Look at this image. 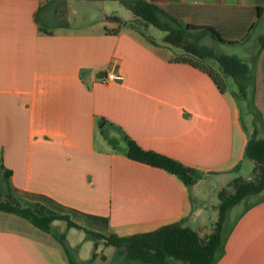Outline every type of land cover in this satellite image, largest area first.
I'll return each mask as SVG.
<instances>
[{
  "label": "crops",
  "instance_id": "0c3cea01",
  "mask_svg": "<svg viewBox=\"0 0 264 264\" xmlns=\"http://www.w3.org/2000/svg\"><path fill=\"white\" fill-rule=\"evenodd\" d=\"M87 1L0 0V163L12 172L11 185L107 219L106 235L180 221L204 227L208 210L218 214L219 204L210 206L207 197L218 198L245 164L248 137L236 100L206 73L178 62L164 37L154 38L155 45L138 28L109 20H132L115 14L122 0H90L96 16L76 23L77 5ZM146 1L182 26H212L227 41L247 39L241 48L256 42L258 48L264 37L258 29L264 0ZM101 72L120 79L104 82L106 74L96 77ZM255 102L264 119V48ZM102 119L143 149L202 171V179L187 186L112 150ZM242 206L216 264H264V197ZM23 220L0 213V264H69L52 234Z\"/></svg>",
  "mask_w": 264,
  "mask_h": 264
},
{
  "label": "trees",
  "instance_id": "16d2710c",
  "mask_svg": "<svg viewBox=\"0 0 264 264\" xmlns=\"http://www.w3.org/2000/svg\"><path fill=\"white\" fill-rule=\"evenodd\" d=\"M121 3L132 12L133 19L123 21L117 16H110L109 20L118 22L120 26L138 28L155 45L160 44L147 35L144 28L152 25L165 32L162 44L182 52L176 57L178 62L206 73L221 92H231L238 104L240 123L248 137L244 158L254 162L250 177L235 178L218 192V218L210 227L194 229L180 221L151 232L118 236L101 233V230L108 228L107 219L64 206L45 195L15 189L10 183L12 172L0 163V192L4 185L6 193L5 200L0 201V211L15 214L39 230L52 234L62 246L69 264L75 263L66 236L52 228L53 222L57 220L64 221L68 229L75 228L85 232L86 239L94 244L91 260L98 257L99 243L102 242L105 246L117 249V258L121 264H216L224 253L226 240L235 224L236 217L229 219L230 211L240 204L247 210L260 200L258 197L264 191V119L255 102L256 61L264 48V37H260L258 41L252 63H248L237 55L219 54L200 43L207 37L221 44L238 46L245 44L247 39L227 41L212 26H182L155 3L146 0H122ZM262 11L260 9V16ZM228 78L232 79L233 88ZM100 127L113 150L133 161L163 169L177 176L187 186L203 177L202 171L198 169L164 154L143 149L120 127L105 119L100 121ZM112 130L116 132V138H111Z\"/></svg>",
  "mask_w": 264,
  "mask_h": 264
},
{
  "label": "rangeland",
  "instance_id": "374dc122",
  "mask_svg": "<svg viewBox=\"0 0 264 264\" xmlns=\"http://www.w3.org/2000/svg\"><path fill=\"white\" fill-rule=\"evenodd\" d=\"M77 7H78V9H77L78 15L75 16L76 17V23H82L83 21H86V19L88 17L96 16V15H93L94 11H91L92 9L94 10L95 7H96L95 8L96 13L98 11L97 5L96 4L94 5L93 2L90 0L84 4L79 3L77 5ZM87 7H89V8H87ZM108 7L111 8L109 6V4H108ZM117 7H118L119 12L117 11L118 13H115V14H117L118 16H120L123 19H126V18L127 19H131V18L133 19V14L127 7L120 6V5ZM114 10L115 9L111 8L109 11L111 12V14H113ZM73 23H75V22L73 21ZM262 27H263V32H264V19L259 24L258 29L260 30V29H262ZM144 31L147 35H149V36H151L157 40H160V38H162L166 35L165 32L159 30L158 28H156L152 25L147 26L146 29L144 28ZM253 39H254V36H252L250 41H252ZM200 43L211 47L216 53H219V54L238 55V56L244 55L245 57H242V58H246V60H249L248 61L249 63L252 62V57H253L252 55L254 54V52L256 51V48H257V42L254 43L253 46H250L247 44V45H245L244 48H241V46H230L227 44H221V43H219L215 40H212L210 38H207V37L203 38L200 41ZM179 53H182L181 50L175 49L176 57H178V55H181ZM228 80L232 86L233 85L232 79L228 78ZM101 135L103 136L102 133H101ZM116 135L117 134L115 131L112 130L110 132L111 138H116L117 137ZM104 139H106V138L104 137ZM106 141H107V139H106ZM108 144L112 147V144H110L109 142H108ZM112 150H113V148H112ZM253 166H254V162L249 160V159H246L245 164L243 165V167L239 171V176L246 178L249 176V174L251 175ZM4 188H5V186L2 185L1 186L2 190L0 192V201L5 200L6 193H5ZM262 197H264V191L262 192V194L258 198H262ZM207 198H208L207 202L209 203L210 206H212L214 204V202H217V199H218L216 196L213 197V195H211V194ZM242 205L243 204L237 205L230 211L229 219H234L241 212V209L243 208ZM0 213H2V212H0ZM208 213H209V215L206 218L207 223H205V225H203L204 227L212 226V224L215 221H217V218H218L217 213L214 215V211L212 210V207H210V209L208 210ZM211 220H213V221H211ZM23 221L29 224V222H27L25 220H23ZM29 225H31V224H29ZM52 226L54 227V230H56L58 233L65 234L66 242L70 248L71 257H72L75 264H113V263L119 262V259L117 258V249L113 246H105L102 242H100L101 244L99 243V250H98L99 255H98V257L94 260H91L93 252H94V244L91 240L86 239V234L83 230H79V229H75V228H72L69 230L66 226V223L64 221H61V220L54 221ZM191 227L195 228V224L192 223Z\"/></svg>",
  "mask_w": 264,
  "mask_h": 264
},
{
  "label": "built area",
  "instance_id": "2783aa9c",
  "mask_svg": "<svg viewBox=\"0 0 264 264\" xmlns=\"http://www.w3.org/2000/svg\"><path fill=\"white\" fill-rule=\"evenodd\" d=\"M120 79L119 76H117L116 74L112 73V72H109L106 74L105 78L103 79L104 82H110V81H115V80H118Z\"/></svg>",
  "mask_w": 264,
  "mask_h": 264
},
{
  "label": "water",
  "instance_id": "95a60500",
  "mask_svg": "<svg viewBox=\"0 0 264 264\" xmlns=\"http://www.w3.org/2000/svg\"><path fill=\"white\" fill-rule=\"evenodd\" d=\"M100 74L105 76V74H106V73H104V72H101V73L97 74V76H96V77H97L98 79H101V78H103V77H104V76H103V77H101V76H100Z\"/></svg>",
  "mask_w": 264,
  "mask_h": 264
}]
</instances>
